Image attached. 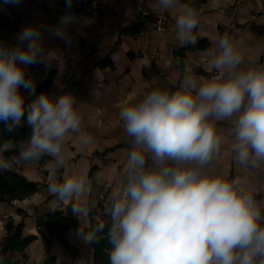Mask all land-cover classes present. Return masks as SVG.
I'll return each instance as SVG.
<instances>
[{"label":"clouds","instance_id":"1","mask_svg":"<svg viewBox=\"0 0 264 264\" xmlns=\"http://www.w3.org/2000/svg\"><path fill=\"white\" fill-rule=\"evenodd\" d=\"M21 3L0 0V9ZM153 9L175 16L179 46L196 43L198 9L183 0H155ZM82 23L67 13L50 32L71 48L69 28ZM15 40L14 45L0 40V121L12 130L26 113L32 133L16 145L19 154L7 160L3 153L13 144H0V168L48 156L54 169H67L69 136L75 135L82 149L93 138L82 131L71 93H41L25 104L20 88L35 91L26 66H50L53 51L45 50L36 25L24 26ZM243 44L224 34L208 52L207 77H186L175 90L153 86L154 77L142 98L119 111L132 147L120 173L122 184L110 197L109 264H264V212L246 179H230L214 164L223 142L217 123L226 122L236 163L253 169L264 165V66H245ZM184 70L191 71L187 65ZM47 191L71 206L80 222L77 238L85 245L95 242L104 226L81 227L89 223L92 183L87 171L50 183Z\"/></svg>","mask_w":264,"mask_h":264},{"label":"crops","instance_id":"2","mask_svg":"<svg viewBox=\"0 0 264 264\" xmlns=\"http://www.w3.org/2000/svg\"><path fill=\"white\" fill-rule=\"evenodd\" d=\"M103 1L102 7L93 13L81 10L85 0H72L71 8L67 7V0H22L17 7L0 9V40L9 45L16 43L15 37L24 26L36 25L40 28L45 50L53 51L49 57L51 64L38 62L26 66L27 74L37 85L53 72L55 77L48 95L59 97L63 93H71L82 115V131L93 138L92 143L82 149L78 138L69 136L65 145L67 169H54V160L48 156L35 163H13L7 168L39 183L37 191L30 196L0 200V248L7 236L6 223L9 219L16 224L24 222V233L38 236L26 247L25 258L22 257L23 252L14 253V258L22 259V264H44L50 253L55 255L58 263L77 264L78 260H85L87 264H95L94 246L85 245L77 238L76 227L64 232L67 242L76 247L74 255L56 235L49 233L45 224H38V218L52 210H60L80 225L78 218L72 214L71 206L48 193L49 184L62 182L66 175L84 170L90 180V170L95 167L96 177L91 182L92 191L87 198L89 223L81 224V227L88 229L108 220L111 193L122 184L120 173L132 147L119 119V111L126 103L142 98L150 90L154 77L157 80L153 86L172 90L178 88L186 77H207L209 73L204 68L208 52L214 48L221 28L230 19V8L237 2L241 28L234 39L244 41L241 52L245 66H264V0H218L216 5L212 0H183L201 13L198 26L194 29L196 43L187 47L177 43L173 14L168 13L165 31L157 32L153 28L150 11L154 10L155 0ZM67 13L74 14L83 23L73 25L76 32L72 34L71 48L65 45L74 64L73 82L60 89L67 75L65 66L59 60L63 41L52 36L50 29ZM137 23L142 24L141 31L125 30ZM202 41L205 42L201 46ZM185 65L191 69L190 72H185ZM20 92L30 103L35 99L32 98L33 92L23 87ZM26 115L21 122L27 125L29 135L12 143L11 153H3L5 160L18 155L16 145L30 139L32 129L26 122ZM229 127L226 122L217 123L223 142L214 164L230 179H246L249 190L264 212V165L253 169L236 163Z\"/></svg>","mask_w":264,"mask_h":264},{"label":"trees","instance_id":"3","mask_svg":"<svg viewBox=\"0 0 264 264\" xmlns=\"http://www.w3.org/2000/svg\"><path fill=\"white\" fill-rule=\"evenodd\" d=\"M142 24L137 23L130 25L125 30L134 32L141 31ZM124 30V31H125ZM205 41H202L200 45L202 46ZM55 75L50 72L48 76L41 81L39 84L35 85V91L32 93V98H36L41 93H49L50 86L53 82ZM30 101L25 99V104H29ZM29 135V130L24 122H21L20 126L9 130L8 125L4 121H0V144L4 142L11 141L12 143L18 142ZM6 153H11L6 151ZM96 168L92 167L90 170V180L94 182L96 177ZM39 187V183L36 181H31L25 177L20 172H16L11 169H0V200L11 201L13 199L24 198L34 194ZM38 224H45L48 228L49 233H52L58 237V239L65 244L66 247L70 249L72 254L75 255L76 247L71 246L65 239V231L71 227H80L77 225L76 220L72 217L67 216L64 211L52 210L47 213L42 218H38ZM111 224V218L109 216L108 220L93 225L91 228H86V231H91L99 225H103V231H98L96 233V241L92 243L94 246V257L93 261L95 264H109L108 261V249L110 248V243L108 240V230ZM7 236L1 244L0 248V264H22V259H15L14 253L23 252L22 257H26L24 251L26 247L29 246L38 237L37 234H25L24 233V222L16 224L14 220L9 219L6 223ZM44 264H67L66 262H56V257L54 254L48 255L44 261Z\"/></svg>","mask_w":264,"mask_h":264},{"label":"built area","instance_id":"4","mask_svg":"<svg viewBox=\"0 0 264 264\" xmlns=\"http://www.w3.org/2000/svg\"><path fill=\"white\" fill-rule=\"evenodd\" d=\"M103 3H104L103 0H85V3L81 6V10L84 12L93 13L95 11H98L102 7ZM238 6H239V3L237 2L235 3V5H233L230 8V11H229L231 13L230 19L221 28L219 37L223 36L224 34H228L231 38L237 37L239 30L241 28L240 26L241 22L239 20L238 11H237ZM150 13L153 15V28H155L157 32L165 31L167 29L166 24H167V20L169 19V14L165 13L163 15H160L156 13L154 10L150 11ZM69 31L72 34L76 32L73 25L70 26ZM59 60L65 66L66 71H67L66 77L63 79L62 83L60 84V89H63L64 87H66L67 85L73 82V77L75 75L74 74V64L68 56L64 42L62 43V50L59 56ZM100 198L102 199L103 195H101Z\"/></svg>","mask_w":264,"mask_h":264}]
</instances>
